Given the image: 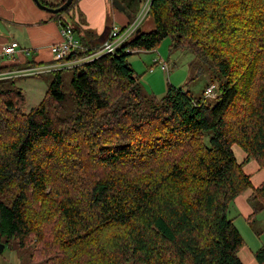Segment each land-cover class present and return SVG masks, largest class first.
Returning <instances> with one entry per match:
<instances>
[{"label":"trees","instance_id":"1","mask_svg":"<svg viewBox=\"0 0 264 264\" xmlns=\"http://www.w3.org/2000/svg\"><path fill=\"white\" fill-rule=\"evenodd\" d=\"M119 1L124 28L145 0ZM146 17L153 27L145 32L142 22L115 55L69 70L67 117L65 71L53 73L29 113L13 81H0V242L30 250L27 264H243L244 241L228 213L252 188L244 164L264 171V66L256 77L251 65L235 84L226 46H264V0H152ZM233 20L239 28H229ZM167 37L225 79L214 104L171 86L160 101L143 94L128 56L155 51ZM249 203L252 225L264 212V182ZM254 258L264 264V247Z\"/></svg>","mask_w":264,"mask_h":264},{"label":"rangeland","instance_id":"2","mask_svg":"<svg viewBox=\"0 0 264 264\" xmlns=\"http://www.w3.org/2000/svg\"><path fill=\"white\" fill-rule=\"evenodd\" d=\"M49 5H57L59 0H46ZM125 4L129 3L130 0H122ZM34 4V3H33ZM75 4V3H74ZM35 5V4H34ZM36 7V6H35ZM73 7V6H72ZM37 8V7H36ZM71 9V8H70ZM40 10V9H39ZM43 11V10H41ZM46 12V11H44ZM49 16H55L58 18L59 14H51L46 12ZM69 15V13H67ZM64 19L66 18V13L63 15ZM70 16V15H69ZM78 19V18H77ZM63 20V19H62ZM71 20V19H70ZM60 21V20H59ZM56 22V20H55ZM115 23V22H114ZM234 24H231L229 28L233 26H237L239 28V23L237 20H233ZM73 24V23H72ZM118 25L117 23H115ZM144 25L143 31H149L153 27L151 20L149 17H146L142 23ZM141 25V27H142ZM119 26V25H118ZM234 32V31H233ZM84 33V32H83ZM9 37L10 34L8 33ZM86 33L83 35L75 34L77 40L83 45L86 40ZM228 35V34H226ZM231 36H234L231 35ZM17 44L21 46L18 42V38L16 37ZM227 58H229L230 62L234 69L233 82L237 84L239 79H242L245 75L246 77L250 73V66L254 65L253 74L256 77L261 75L264 66V55L261 53L258 63L251 64L254 60H256V56L259 57L258 51H262L264 53V46L260 44H254L249 47V50L246 52L242 51V47L238 45V42H234L232 47L226 46ZM202 50V49H201ZM256 52L249 53V51ZM241 51V53H245L244 60L239 61L240 58L237 59V53ZM164 62L168 66L167 72H164L160 65L155 63V61ZM253 60V61H252ZM1 63V62H0ZM127 63L132 68L134 73L139 77L140 88L143 94L147 96L154 97L157 101L165 95L168 86L174 88H184L189 91L190 95L193 98H200L202 96L203 88L208 84H215L216 90L214 91L215 97L207 99V102L213 103L216 101V97L220 95L218 90V86H222L225 84L224 80L220 76L218 77L214 68L211 66V63L205 60L204 57H197L193 53H190L186 50L175 49L172 47V40L170 37L164 39L155 51L152 52H135L128 56ZM155 63V64H154ZM151 69V70H150ZM261 69V70H260ZM238 74V75H237ZM63 79V92L66 95V101L62 106L61 117H67L71 115L73 112L74 106L69 97V93L71 91L70 87V79L72 77V73L69 70H66L62 73ZM53 73L42 74L39 76L33 77H23L14 79H10L13 81L15 87L19 88L25 97V102L23 104L22 110L24 113H29V111L34 108L45 95L48 90L50 83L53 80ZM263 78L261 79V83H263ZM258 81L255 79L254 86ZM259 83V84H261ZM258 84V85H259ZM240 86V84H239ZM254 91V89H253ZM253 91L250 93L252 94ZM246 102L249 101V98H245ZM243 107H246L244 105ZM76 137V136H74ZM77 138V137H76ZM233 153L236 155L239 149L237 146H234ZM62 159L67 162L66 156H61ZM71 159V158H70ZM69 159V160H70ZM264 217V213L261 215ZM228 218L233 219L234 225L239 230L243 239L246 241L248 247L252 248L257 247L256 245L260 242L264 243V223L259 222L258 220L250 228L248 225L243 223L238 216H236L235 209L229 210ZM258 218H261L260 216ZM242 225V226H241ZM262 232V233H261ZM257 233H261L260 240L258 239ZM256 243V244H255ZM3 245L2 252H0V264H27L30 259L31 251H21L19 250L13 243L10 241L8 244Z\"/></svg>","mask_w":264,"mask_h":264},{"label":"crops","instance_id":"3","mask_svg":"<svg viewBox=\"0 0 264 264\" xmlns=\"http://www.w3.org/2000/svg\"><path fill=\"white\" fill-rule=\"evenodd\" d=\"M69 15L66 14L67 19H64L63 16L61 19L49 16L46 12L36 8L32 0H0V47L10 42L17 43L16 37L21 44V46L18 45L17 53L13 58L3 60L0 58V67L5 68L15 64L19 66L17 69H21L32 66L31 63H35V65L49 63L52 58L49 47L61 41L60 28L62 24L71 25L74 34L83 35L86 33V43L80 44L86 49L92 50L101 46L106 38V34H103L105 29L108 27L109 30L113 22L123 27L129 20L125 12H118L113 6L110 7L107 0H76ZM26 50L29 51L28 56L25 55ZM235 159L238 163H243L246 154L242 150H238ZM243 171L249 177L252 188L237 196L231 209H235L236 216L251 228L257 220L264 223V217L261 216L264 212L256 217L252 225L247 221L253 212L249 196L252 189L264 182V171L253 160L244 164ZM259 216L261 218H258ZM261 233L256 234L259 240ZM243 241L244 246L238 253L241 262L257 264L254 253L264 247V243L260 240L257 247L253 245L250 248L244 239Z\"/></svg>","mask_w":264,"mask_h":264},{"label":"built area","instance_id":"4","mask_svg":"<svg viewBox=\"0 0 264 264\" xmlns=\"http://www.w3.org/2000/svg\"><path fill=\"white\" fill-rule=\"evenodd\" d=\"M151 3L152 0H145L136 17L126 27L122 28L113 22L101 46L92 49L93 51L81 58L69 59L72 54L86 52L91 49H86L80 44L71 25L62 24L60 28L61 41L49 47L52 56L49 63L10 71H0V81L14 79L15 77H33L47 73L62 72L90 63L105 55H115L124 44L129 42L139 32L138 30L148 14ZM72 9L73 7L67 13H70ZM17 49L18 44L16 42H10L0 47V58L2 60L13 58L17 53ZM25 55L28 56L29 51L26 50ZM155 63L159 64L164 72H167L168 66L164 62L156 60ZM215 90V84L208 85L202 92L203 98H214Z\"/></svg>","mask_w":264,"mask_h":264},{"label":"water","instance_id":"5","mask_svg":"<svg viewBox=\"0 0 264 264\" xmlns=\"http://www.w3.org/2000/svg\"><path fill=\"white\" fill-rule=\"evenodd\" d=\"M32 2L35 4V6L43 11H46L51 14H59L62 12H66L72 5L73 0H65V2L60 5L58 8H50L45 5H42L39 0H32ZM112 6L118 11V12H125L124 6L121 4L119 0H112ZM3 245L0 244V252H2Z\"/></svg>","mask_w":264,"mask_h":264}]
</instances>
